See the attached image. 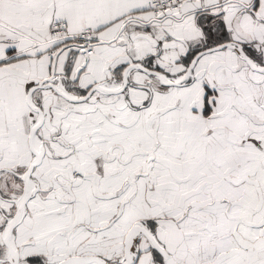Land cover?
Instances as JSON below:
<instances>
[{"label":"snow or ice","instance_id":"1","mask_svg":"<svg viewBox=\"0 0 264 264\" xmlns=\"http://www.w3.org/2000/svg\"><path fill=\"white\" fill-rule=\"evenodd\" d=\"M0 264H264V0H0Z\"/></svg>","mask_w":264,"mask_h":264}]
</instances>
